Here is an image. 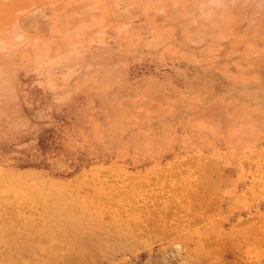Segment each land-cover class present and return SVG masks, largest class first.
Segmentation results:
<instances>
[{"label": "rangeland", "instance_id": "374dc122", "mask_svg": "<svg viewBox=\"0 0 264 264\" xmlns=\"http://www.w3.org/2000/svg\"><path fill=\"white\" fill-rule=\"evenodd\" d=\"M103 2L132 8L123 17L142 19L140 42L137 27L112 28L127 41L88 55L64 40L84 28L41 10ZM253 2L264 4L0 0V264H264V7ZM59 191L73 225L52 210ZM226 192L231 211L199 201Z\"/></svg>", "mask_w": 264, "mask_h": 264}, {"label": "crops", "instance_id": "0c3cea01", "mask_svg": "<svg viewBox=\"0 0 264 264\" xmlns=\"http://www.w3.org/2000/svg\"><path fill=\"white\" fill-rule=\"evenodd\" d=\"M133 6V4H131ZM67 8V9H66ZM76 9V10H75ZM41 10L43 11H60L61 13L55 14L51 16L48 21L56 20L60 17H70L74 22L73 25L75 27L84 28L83 30H79L78 33L74 36H70L69 38L64 39L66 42H76V43H86L89 46L86 51L88 55H93L95 53H104L108 48L107 45L96 46L91 45L93 43L100 44H109V43H120L126 42L127 39H123V34H116L119 32V28L124 27H137L136 30L133 31V38H129L130 42H140V35H135L137 32L140 33L138 27L142 25V19L138 18H124L123 15L125 12L132 10V8H126L125 4L121 3H71L67 6L59 5L52 6L50 4H45ZM101 12V13H98ZM45 13L43 14V16ZM127 21V23L125 22ZM112 28H117L116 30H112ZM135 33V34H134ZM100 51V52H99ZM84 68L86 69L87 80L91 83L94 73H93V65L87 59L84 60ZM88 68V69H87ZM103 72V69L101 70ZM97 76V75H96ZM95 76V77H96ZM94 77V78H95ZM106 78V75L101 73L100 79ZM166 80V78H165ZM25 89L28 90V86H25Z\"/></svg>", "mask_w": 264, "mask_h": 264}, {"label": "bare ground", "instance_id": "6f19581e", "mask_svg": "<svg viewBox=\"0 0 264 264\" xmlns=\"http://www.w3.org/2000/svg\"><path fill=\"white\" fill-rule=\"evenodd\" d=\"M252 1V0H251ZM254 1V0H253ZM263 2H264V0H263ZM142 3V2H141ZM161 3V2H160ZM248 3V2H247ZM252 3V2H251ZM254 3H256L257 5L259 4V6H260V4L261 3H257V2H253V5L255 6V4ZM263 4V3H262ZM261 4V5H262ZM247 5V4H246ZM157 6V5H156ZM162 6V5H161ZM190 6V5H189ZM250 6H252V5H250ZM243 7V6H242ZM262 7H264V4H263V6ZM151 8H152V6H151ZM189 8V7H188ZM255 8H257V6H255ZM260 7H258V9H259ZM67 9V8H66ZM183 9H184V7H183ZM76 10V9H75ZM180 10V9H179ZM257 11V10H256ZM261 11H264V8H263V10H261ZM238 13V12H237ZM258 13V12H257ZM257 13H255V15L257 14ZM145 14V13H144ZM244 15V14H243ZM264 15V14H263ZM263 15H261V16H263ZM169 16V15H168ZM16 17V16H15ZM244 17H245V15H244ZM260 17V16H259ZM258 17V18H259ZM164 18V17H163ZM166 18H168L167 16H166ZM241 18V17H240ZM263 18V17H262ZM236 19V18H235ZM245 20V19H244ZM181 21V20H180ZM239 21H241V20H239ZM243 21V20H242ZM253 21H254V19H253ZM253 21H252V23H253ZM257 21V20H256ZM261 21H263V20H261ZM126 22V21H125ZM250 22V21H249ZM248 22V24H251V23H249ZM260 22V21H259ZM182 23V22H181ZM237 23V22H236ZM236 23H233V25L234 24H236ZM264 23V22H263ZM256 24V23H255ZM239 25V24H238ZM253 25V24H252ZM231 26V25H230ZM247 26V25H246ZM254 26V25H253ZM221 27V26H220ZM248 27V26H247ZM180 28V27H179ZM245 28V27H244ZM251 29V28H250ZM211 30V29H210ZM216 30V29H215ZM214 30V31H215ZM255 30V29H254ZM250 31V30H249ZM252 31V30H251ZM251 33V32H250ZM258 33V32H257ZM227 34H228V32H227ZM210 37V36H209ZM239 39V38H238ZM240 40V39H239ZM256 40V39H255ZM258 40V39H257ZM261 41V40H260ZM259 41V42H260ZM257 42V41H256ZM247 44V43H246ZM261 44V43H260ZM248 46H250V45H248ZM252 46H253V44H252ZM243 47V46H242ZM258 48V47H257ZM225 51H227V50H225ZM246 51V50H245ZM248 52V51H247ZM250 52V51H249ZM255 52V51H254ZM221 53V52H220ZM252 53H253V51H252ZM234 55V54H233ZM244 55V54H243ZM254 57H258V56H254ZM264 59V58H263ZM246 60V59H245ZM236 62H237V60H236ZM239 62V61H238ZM247 62V61H246ZM258 62H259V60H258ZM264 63V62H263ZM245 67H247V66H245ZM250 68V67H249ZM257 68V67H256ZM261 68V67H260ZM249 70V69H248ZM253 73V72H252ZM262 76V75H261ZM206 114V113H205ZM218 115V114H217ZM263 150V149H262ZM259 160V159H258ZM211 164V163H210ZM198 169V168H197ZM213 171V170H212ZM208 172V171H207ZM222 172V171H221ZM177 173V172H176ZM189 173V172H188ZM219 173V172H218ZM202 174H205V177H207L208 179H209V177H211L210 175L208 176L206 173H202ZM202 174H201V177H202ZM178 175V174H177ZM207 175V176H206ZM211 175H212V173H211ZM173 176V175H172ZM189 176V175H188ZM248 176V175H247ZM196 178V177H195ZM197 178H198V176H197ZM200 179V178H199ZM205 179V178H204ZM212 179H213V177H212ZM212 179H209V181L211 182V180ZM246 179V178H245ZM207 180V179H206ZM199 181V180H198ZM200 181H203V179H201ZM199 181V182H200ZM203 182H205V181H203ZM207 182H208V180H207ZM213 183H214V181H212ZM217 181H215V183H216ZM248 182V181H247ZM214 183V184H215ZM218 183V182H217ZM216 183V184H217ZM187 184H188V182H187ZM201 184H203L202 182H201ZM200 184V185H201ZM207 184V183H206ZM216 184H215V186L211 183V184H207V186L209 185H213L215 188L217 187L216 186ZM199 185V184H198ZM223 184H221V186H222ZM246 185V184H245ZM205 187V186H204ZM213 187V188H214ZM227 187V186H226ZM219 188H220V183H219ZM228 188V187H227ZM165 189V188H164ZM170 189V188H169ZM174 189V188H173ZM175 189H177V188H175ZM185 188H183V190H184ZM196 189V188H195ZM217 189V188H216ZM43 190H46V189H43ZM197 190V189H196ZM220 190H221V188H220ZM224 191H225V189H223ZM222 190V191H223ZM199 191V190H198ZM218 191V190H217ZM170 192V191H169ZM183 192V191H182ZM196 192V191H195ZM196 193H198V192H196ZM176 194V193H175ZM184 194V193H183ZM183 194H181V196L183 195ZM50 196H52L51 198H50V203H51V207H52V210L53 211H56V212H62V215L64 216V219L67 221V223L69 224V225H73L76 221H78L77 220V217H76V215H74V214H72V212L71 211H66V210H69V209H67L66 208V204H65V200L63 199V196H61V192L59 191L58 193H54V194H52V195H50ZM180 196V195H179ZM199 201H201V202H204V201H206V200H209V202H212V203H217L218 202V206H219V208H220V210H222V206L225 208V210H233V208H232V203L233 202H231V198H230V193H227L226 192V195H225V198L224 199H221V198H219L218 199V197H221V196H223V195H218V196H212V197H209V199H207V197L202 193V194H200L199 193ZM188 197H189V195H188ZM191 197V196H190ZM192 197H193V194H192ZM191 197V198H192ZM47 199V198H46ZM190 199V198H189ZM194 199V198H193ZM196 199V198H195ZM198 199V198H197ZM179 200H181V199H179ZM235 200V199H234ZM157 201V200H156ZM190 201H193L192 199H190ZM197 201V200H196ZM173 202H175V200L173 201ZM220 202V203H219ZM171 203V202H170ZM176 203V202H175ZM195 204H197L196 202H194ZM211 203V204H212ZM204 204V203H203ZM209 204V203H208ZM173 205V204H172ZM176 205H177V203H176ZM202 205V204H201ZM210 205V204H209ZM127 206V205H126ZM150 206V205H149ZM204 206V205H203ZM205 206L207 207V205L205 204ZM171 207V206H170ZM176 207V206H175ZM76 208V207H75ZM173 208H174V205H173ZM230 208H232V209H230ZM240 209H239V211L240 210H242V211H247L246 209H244V208H241V207H239ZM176 209H177V207H176ZM179 209V208H178ZM169 210H171V209H169ZM169 210H168V212H169ZM179 210H181V209H179ZM64 211H66L64 214H63V212ZM152 212V211H151ZM168 212H166L167 214H165V213H163L164 215H168L169 213ZM173 212V211H172ZM177 212V211H176ZM171 213V212H170ZM174 213V212H173ZM153 214H156V213H153ZM152 214V215H153ZM172 214V213H171ZM154 216V215H153ZM156 216V215H155ZM164 217V216H163ZM167 217H169V216H167ZM170 218V217H169ZM173 219V218H172ZM76 220V221H75ZM176 221V220H175ZM173 223V222H172ZM38 225H40V224H38ZM40 227V226H39ZM62 238V237H61ZM59 238H57V240H58ZM63 239H64V237H63ZM67 241V240H66ZM65 241V242H66ZM30 242V241H29ZM60 242V241H59ZM61 242H62V240H61ZM70 242L69 241H67V244H69ZM63 244H64V241H63ZM70 245V244H69ZM55 246V245H54ZM58 248H59V250H61L60 249V247H61V245H56ZM60 246V247H59ZM57 247H52V248H57ZM63 249H66V248H62V250ZM52 250V249H51ZM58 250V249H57ZM74 250V249H73ZM72 250V251H73ZM50 252V251H49ZM48 251H46V253H49ZM57 252V251H56ZM76 252V251H75ZM72 253V252H71ZM76 254V253H75ZM44 255V254H43ZM50 255H52V254H50ZM54 255V254H53ZM67 255H70V254H67ZM84 255V254H83ZM77 256V255H76ZM75 256V257H76ZM79 256V255H78ZM81 256V255H80ZM52 258V257H51ZM59 258V257H58ZM81 258V257H80ZM50 259V258H49ZM56 259V258H55ZM69 259H70V256H69ZM74 259H77V258H74ZM53 260H54V258H53ZM158 263V262H157ZM17 264H19L18 262H17Z\"/></svg>", "mask_w": 264, "mask_h": 264}]
</instances>
